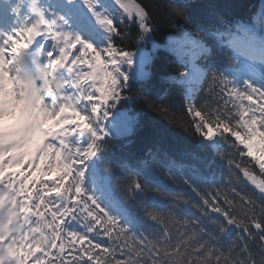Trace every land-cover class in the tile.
<instances>
[{
  "label": "snow or ice",
  "instance_id": "obj_1",
  "mask_svg": "<svg viewBox=\"0 0 264 264\" xmlns=\"http://www.w3.org/2000/svg\"><path fill=\"white\" fill-rule=\"evenodd\" d=\"M155 31L140 0H0V264H264V11L208 42L178 26L190 125L138 87ZM141 102L226 162L222 186L158 151L112 172Z\"/></svg>",
  "mask_w": 264,
  "mask_h": 264
},
{
  "label": "trees",
  "instance_id": "obj_2",
  "mask_svg": "<svg viewBox=\"0 0 264 264\" xmlns=\"http://www.w3.org/2000/svg\"><path fill=\"white\" fill-rule=\"evenodd\" d=\"M149 6L156 22V31L152 40L143 45L144 54L149 58L152 79L149 84L140 85V91L146 92L156 101L164 97L172 102V111L177 118H182L191 124V117L185 110L181 88L174 83V77L182 70L172 52L164 50V46L177 42L180 36L179 25H184L189 31L202 29L201 35L206 42L212 39L209 35L217 30L235 31L237 25L253 24L259 14L264 11V0H140ZM174 9H183L191 23H186L184 16L169 15ZM259 27V25H256ZM132 37H135L137 29L132 27ZM126 46L135 50V40L126 41ZM229 67L221 64V70ZM135 111L141 126L130 135L117 138L113 149L111 161L112 172L119 174L125 169L123 163H135L141 158H147L148 153L160 152L168 157L181 162L185 170L191 174L195 169L199 175L207 177L212 185L222 186V177L226 175V162L214 152L199 147V137L193 133L191 128L185 130L176 122H171L170 116L153 111L145 104L137 103L126 106ZM211 161V171L208 163ZM105 171L107 169L105 168ZM152 178L170 191H184L193 199H198L186 185L173 183L158 167L151 170ZM206 190H211L204 185ZM120 192L119 187L116 189ZM153 200L160 198L153 195ZM189 214L199 215L196 208H189Z\"/></svg>",
  "mask_w": 264,
  "mask_h": 264
}]
</instances>
